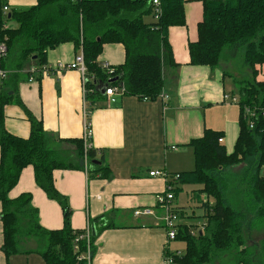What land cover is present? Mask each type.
I'll return each instance as SVG.
<instances>
[{
	"label": "trees",
	"instance_id": "1",
	"mask_svg": "<svg viewBox=\"0 0 264 264\" xmlns=\"http://www.w3.org/2000/svg\"><path fill=\"white\" fill-rule=\"evenodd\" d=\"M185 3L186 0H161L163 14L155 21L149 0H37L28 10L9 13L4 11L7 2L0 0V44L8 49L2 68L14 72L11 78L0 81V202L2 251L7 257L19 253L20 238L28 237L39 241L42 250L38 252L46 264H87L82 259L86 257L87 242L81 241L75 249L76 239L85 230L72 228L68 199L56 189L53 177L55 170L85 169L83 141L69 140L78 146L83 164L66 163L52 149L42 122L20 99L14 101L16 88L9 85L10 80L17 81L18 73L31 62L41 71L47 65L50 50L72 43L84 55L88 123L97 103L105 98L102 89L109 86L122 88L125 96L156 101L163 95L166 69L179 66L174 61L169 29L186 26ZM202 5L198 40L188 46L190 65L215 69L222 58L236 59L242 51L244 66L254 77L252 81L234 80L238 90L234 96L240 108L234 151L227 152L223 132L206 129L202 138L189 143L195 169L176 174L180 177L174 183L168 182L175 198L181 190L177 186L194 183L215 204L211 207L209 202L202 203L207 223L198 233L193 226L180 225L176 240L186 243L185 253L178 255L179 252L165 248L164 256H173L178 264H210L217 253L239 250L237 264H264L263 250L260 256L258 248L248 252L245 247L255 219H264V82L257 80L256 68L264 65V0H202ZM146 15L154 22L146 23ZM10 23L16 27H10ZM107 44H122L126 52L125 63L113 67V76L98 63ZM14 102L28 117L29 138L14 136L5 128V108ZM98 156L94 149L87 154L89 177L101 174L109 178L104 153ZM95 161L102 164H94ZM28 166L34 168L37 186L64 211L61 230H47L40 225L30 193L10 198ZM173 209L181 218L182 211ZM105 221L106 217H101L89 223L91 253L101 233L112 227Z\"/></svg>",
	"mask_w": 264,
	"mask_h": 264
},
{
	"label": "crops",
	"instance_id": "2",
	"mask_svg": "<svg viewBox=\"0 0 264 264\" xmlns=\"http://www.w3.org/2000/svg\"><path fill=\"white\" fill-rule=\"evenodd\" d=\"M5 1L8 13L28 10L37 3V0ZM185 15L186 26L169 29L174 61L179 66L166 69L163 95L156 101H142L120 93L117 102L110 105L102 94L105 98L91 114L92 148L98 157L104 153L110 177L103 178L101 174L89 177L84 168L54 171L55 187L68 199L72 210L74 230H85L88 223L101 217L112 224L97 239L90 264H164L165 248L181 253L172 249L162 221L166 212L156 203V196L167 190L169 180L151 177L150 173L160 171L170 177L193 171L195 157L189 143L202 138L206 129L223 132L226 146L236 144L240 114L233 109L234 103L224 99L225 95L234 96L226 91L225 83L229 77L234 84L236 77L222 69L229 59L223 62V58L215 69L190 65L188 46L198 40L202 0H186ZM78 54L74 44H62L48 52L45 74L30 83L26 71L35 67L31 62L18 73L17 81L9 79L12 83L9 85L16 88L14 101L20 99L42 122L52 149L66 163L81 166L79 148L69 140L83 141L88 124L82 75L74 69L56 70L59 64L73 63ZM125 59L122 44H107L98 63L119 67ZM256 68L257 80L264 82V65ZM5 128L19 138L30 136L28 117L16 102L5 108ZM226 150L232 153L234 148L231 152L227 147ZM26 193L32 195L40 225L47 230H61L64 211L37 186L32 166L23 170L9 196L16 199ZM174 208L182 211L181 220L187 216L184 208ZM2 209L0 202V264H46L35 238L21 237L19 253L9 257L4 254ZM137 210H152L154 215L137 217ZM183 224L182 221L180 225Z\"/></svg>",
	"mask_w": 264,
	"mask_h": 264
},
{
	"label": "built area",
	"instance_id": "3",
	"mask_svg": "<svg viewBox=\"0 0 264 264\" xmlns=\"http://www.w3.org/2000/svg\"><path fill=\"white\" fill-rule=\"evenodd\" d=\"M151 8L152 11L154 13V19L155 21L159 20L160 17L163 14V10L161 7V0H149V4H148ZM5 12L8 11V8L4 9ZM7 53H8V49L7 46L5 44H0V81H5L7 80L12 72L2 68V62L3 60L7 57ZM102 68L108 71V74L110 76L115 75V69L113 68V66H110L109 64H102ZM77 70L80 72V74L82 75V86H83V93H84V103H85V112H86V116L89 115L88 112V105L86 103L85 100V96L87 94V77H86V67H85V60H84V55L82 52H80V54H78L75 58V61L71 64H59L57 65L56 70L57 71H67V70ZM47 68L46 66L43 67L41 69V71H38V69L36 67H31L26 71V75H28V81L30 83H32L34 80H36L37 76L40 74H45L47 72ZM39 72V73H38ZM120 93H123L122 88L118 87V86H109L106 91H105V97H107V102L111 105V104H115L117 102V97L119 96ZM224 99L226 101H230L234 104L238 103V98L235 96H230V95H225ZM247 112L249 113V110H247ZM220 142H222V140H220ZM83 146H84V166H85V170L88 172V158H87V154L89 152V150H92V129L91 126L88 124H86V131L83 137ZM151 177H162L165 178L170 181L172 179H178L180 176L179 175H175V176H168L166 173L164 172H160V171H156V172H151L150 173ZM167 180V182H168ZM175 197L174 194L172 192V187L168 185L167 190L164 193L158 194L156 196V203L158 205L159 208L163 209L166 214L164 219L162 220L164 222V229L166 231L167 234V239L168 241H174L176 240L177 237V233L178 230L176 229V224H177V220L179 219V216L177 214V212L173 209L174 207H172L173 201H174ZM154 215V212L152 210H137L135 212V216L139 217V216H152ZM91 228L90 225L88 223L85 232L80 235L77 239H76V243L77 245L75 246V249L78 250V247L80 246V242L81 241H86L87 242V251H86V257L82 258L85 259L87 261V264H90V256H91ZM178 255H180V253H178ZM164 264H178L176 262V260L173 258V256H164Z\"/></svg>",
	"mask_w": 264,
	"mask_h": 264
},
{
	"label": "rangeland",
	"instance_id": "4",
	"mask_svg": "<svg viewBox=\"0 0 264 264\" xmlns=\"http://www.w3.org/2000/svg\"><path fill=\"white\" fill-rule=\"evenodd\" d=\"M154 19L150 17V15H146L144 17V21L146 23L154 22ZM12 28L16 27L15 23H12ZM228 53V51H227ZM223 59V58H222ZM225 59H228L226 56L224 57L223 62ZM228 64H222L224 65L223 71H225L228 75H232L236 78H234L237 82L242 81H252L254 74L249 68H246L244 66V58H243V52L240 51L238 54V57L236 59H229L227 60ZM221 62V61H220ZM13 72V71H12ZM226 91L228 93L237 94L238 90L232 83L231 79L228 77L226 79ZM231 96V95H230ZM232 97V96H231ZM233 109L236 111V113L240 114V108L238 104L233 105ZM237 139V138H236ZM236 141V140H234ZM234 144H229V146H226V143L224 144L228 151L231 152L234 148L235 142H232ZM236 169L235 171H237ZM181 190L178 191V195L176 196V201L174 199L173 201V207H182L186 210L187 216L185 218H179L177 220L176 229L178 230L180 227V223L183 221L187 225L193 226V229L195 233H198V231L205 228L206 220L204 219L205 213L204 209L201 208V202L209 201L210 206H214L215 200L213 198H207L204 194H201L199 191L200 186L196 185L194 183H185L182 184L179 187ZM254 228L248 232L246 236V245L248 252H253L254 249L258 248V254L263 253L264 251V219L257 218L255 219ZM205 224V225H204ZM164 225V222H163ZM172 243V249L180 251L182 254L186 251V243L183 240H174L171 241ZM35 246V245H33ZM263 250V251H262ZM239 252L234 250L232 253H217L213 256L212 263L210 264H237V253Z\"/></svg>",
	"mask_w": 264,
	"mask_h": 264
},
{
	"label": "water",
	"instance_id": "5",
	"mask_svg": "<svg viewBox=\"0 0 264 264\" xmlns=\"http://www.w3.org/2000/svg\"><path fill=\"white\" fill-rule=\"evenodd\" d=\"M9 18H10V15H9ZM112 81H115V80H112ZM106 89H107V88L102 89V94H105ZM94 164L101 165L102 163H100V162H98V161H95Z\"/></svg>",
	"mask_w": 264,
	"mask_h": 264
}]
</instances>
